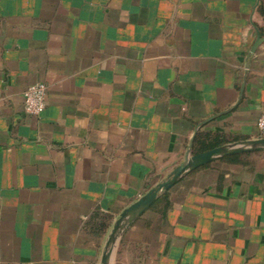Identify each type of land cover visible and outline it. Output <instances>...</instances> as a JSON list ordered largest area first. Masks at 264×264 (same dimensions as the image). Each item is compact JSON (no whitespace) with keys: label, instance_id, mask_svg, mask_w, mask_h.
<instances>
[{"label":"crops","instance_id":"obj_1","mask_svg":"<svg viewBox=\"0 0 264 264\" xmlns=\"http://www.w3.org/2000/svg\"><path fill=\"white\" fill-rule=\"evenodd\" d=\"M263 114L264 0H0V264H264V151L127 215Z\"/></svg>","mask_w":264,"mask_h":264},{"label":"water","instance_id":"obj_2","mask_svg":"<svg viewBox=\"0 0 264 264\" xmlns=\"http://www.w3.org/2000/svg\"><path fill=\"white\" fill-rule=\"evenodd\" d=\"M261 41H263V38L260 37L257 40L255 47L260 44ZM256 151H264V138L217 147L209 151L190 156L174 171L171 178L160 184L156 189L149 191L130 210L127 211V215L134 216L143 212L155 201L161 192L169 189L176 181L189 171L209 164L218 158Z\"/></svg>","mask_w":264,"mask_h":264},{"label":"built area","instance_id":"obj_3","mask_svg":"<svg viewBox=\"0 0 264 264\" xmlns=\"http://www.w3.org/2000/svg\"><path fill=\"white\" fill-rule=\"evenodd\" d=\"M25 111L31 116H40L47 106V86L45 84L31 85L24 93ZM258 128L264 136V114L258 120Z\"/></svg>","mask_w":264,"mask_h":264},{"label":"trees","instance_id":"obj_4","mask_svg":"<svg viewBox=\"0 0 264 264\" xmlns=\"http://www.w3.org/2000/svg\"><path fill=\"white\" fill-rule=\"evenodd\" d=\"M241 154H236V155H231V156H229V157H227V158H236V157H238V156H240Z\"/></svg>","mask_w":264,"mask_h":264}]
</instances>
